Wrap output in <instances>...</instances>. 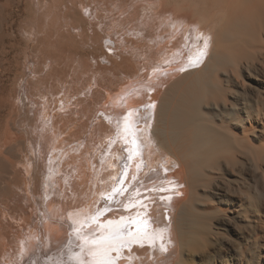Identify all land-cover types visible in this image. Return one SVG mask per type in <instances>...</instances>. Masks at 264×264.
Segmentation results:
<instances>
[{"label": "bare ground", "instance_id": "1", "mask_svg": "<svg viewBox=\"0 0 264 264\" xmlns=\"http://www.w3.org/2000/svg\"><path fill=\"white\" fill-rule=\"evenodd\" d=\"M106 1L0 0V264H264V0ZM97 9L110 32L162 39L143 77L116 61L118 80L107 77L103 46L82 51ZM198 34L206 55L190 64ZM162 69L178 81L159 97ZM90 99L111 127L94 129L108 145L99 163L77 135ZM138 220L151 237L143 246ZM108 221L126 226L130 249L102 242Z\"/></svg>", "mask_w": 264, "mask_h": 264}, {"label": "rangeland", "instance_id": "2", "mask_svg": "<svg viewBox=\"0 0 264 264\" xmlns=\"http://www.w3.org/2000/svg\"><path fill=\"white\" fill-rule=\"evenodd\" d=\"M81 1L84 2L85 6H90L89 4H91L90 2L92 0H81ZM109 1H111V0H107L105 4L106 5L109 4ZM170 1H171V5L175 1L176 3H174L173 6H176L177 4L178 5L180 4L179 2L181 0L180 1L179 0L178 1L170 0ZM182 2L183 3L187 2L186 4H188V5L192 4L191 3L192 1H190V0L189 1L185 0V1H182ZM69 5L72 8V7H74L75 3L74 4H69ZM95 6L97 7V5H95ZM103 7L104 6H102L101 8H103ZM86 23H87V26L84 29V34H85L84 40H81V41L79 40L78 41V45L80 46L82 51L84 50V53L86 52L87 54L90 51L88 49H92L94 45H100L101 44L103 46V48L105 50V53H106V56H104L102 58H99L98 62L100 63V65L106 66L107 69H109V68H112V69L111 70L109 69L110 71L107 70V69H101L99 73H101V74H103V75H105L107 77H112V75L116 74L117 72H118L117 75H120L119 73H121V72L118 71L116 63L118 64V67L119 66H121L123 68L125 67V71H127V70L129 71L130 70L129 72L127 71L128 74H130V72L134 74V75L130 74V78L132 77V79H136V78H139V77H143V75L146 73V69H145V66H146L145 64L146 63L144 62V59L146 60V57H148L149 55H151L150 53L155 51V47L157 45V42L158 43L160 42L159 44L162 45V39L161 38H159V37H157V38L155 37V39L152 38L153 37V33L151 34V36L148 35L147 37H143L141 34L133 35L130 32L117 33L116 29H113V32H110L111 25H110V21L108 20L107 11H102V10L100 11L99 9H97V11H95L93 16H90L89 19L88 18L86 19ZM87 28H88V30H87ZM99 35L100 36L101 35H105V37L102 40V42L95 43V39ZM108 35L112 38V40L108 39ZM124 40L126 42H128V43L124 42ZM112 42H114V43L112 44ZM168 45L170 46V43H168L167 46ZM155 56L157 57V55H155ZM155 56H153V57H155ZM85 57L88 59V61H85L86 60ZM85 57L82 58L84 62L90 63L91 65H95V61L93 59H91L90 57L88 58L87 55ZM112 61L113 62L116 61V63L114 62V64H113ZM123 68H120V69H123ZM126 68H129V69H126ZM164 69H166V68H164ZM70 70H71V68L69 67V71ZM163 71L164 70L162 69L160 76L162 78H164V79L165 78H168V79L166 80V84L164 83V86L162 85V86L159 87V97L162 95V93L168 92L173 87V85L178 81V79L176 77H174V76H172V78L169 79V77L171 76L173 71L172 72L171 71H167L166 74H165L166 71H164V72ZM167 76H169V77H167ZM112 78L115 79V80H118V78H116V77H112ZM246 81L247 80H245V82ZM100 83L101 84L99 86H94L93 87L94 90H95L93 99H96L97 103H102V102L105 101V100H103V96H102V94L105 93V89H104V86H103L102 82H100ZM89 102L91 104L90 108H87L85 110V112L80 116L81 117L82 128L79 130V133L77 135L78 136L80 135V136L84 137V141H86L87 144H88L86 146L83 158H85L86 160L88 159L90 163H93L94 161L99 163L104 158V155L106 154V149L108 148V145L105 144V142H103L102 145H101V143L99 141L100 137H99L98 133L94 132V129H95L96 125L101 120L106 125V128L103 131L109 132L111 130V127H110L109 121L104 119V117L99 112H96L94 110V106H95V108L98 107L97 103H94V101L92 99H90ZM106 140H107V138H105V141ZM75 145H76V143H73L69 147H74ZM20 154L23 155V157H24L23 152L20 153ZM165 159L168 160L169 157H166ZM171 160L174 161L173 158H170L169 162H167V165L169 164V168L174 170V169H176V167H174L173 164L171 165ZM154 163H155V166H157V168H159L158 166L160 165L159 163H161V162L159 161V163L157 164L156 160H155ZM38 176L39 175L37 174L35 179L37 180L36 182L38 184H40V179H39L40 176L39 177ZM73 181H77V180L75 179ZM138 182H139V184H141L143 182V179L142 180L140 179V181H138ZM38 184H36V185H38ZM260 184H262L261 187H263L262 181L260 182ZM38 187H40V185ZM22 193L25 194V192L21 191L20 194L23 195ZM21 202H23V200H21ZM24 204H25V206H24ZM33 204L34 203L32 201L31 202H27L24 199V203L23 204L21 203V206L22 205L24 206V208L22 206L23 210H25V209L27 210V209L30 208L31 211H35V207L36 206H35V204L34 205ZM27 206H30V207H27ZM29 210H27V212ZM30 212H29V215H30ZM32 215L34 217L33 213H32ZM230 234L231 233H226V235L227 236L229 235L230 238H231V236H232V238H234V236L232 234L231 235ZM57 243H58V245H57ZM50 245H51V247H50ZM54 245H55V247H54ZM56 245H57V247H56ZM60 246L61 245H60V241L59 240L56 241V244H55V241H53L51 244L47 243V245L45 247H43V249L45 248L43 251H44L45 254L48 253L50 256H51V254H52V256L53 255L55 256L56 254L59 253ZM46 248H47V250H46ZM44 253H42V255H45ZM48 254H47L48 258H46V259H49V257H50ZM25 263H27V262H25ZM28 264H29V262H28Z\"/></svg>", "mask_w": 264, "mask_h": 264}, {"label": "snow or ice", "instance_id": "3", "mask_svg": "<svg viewBox=\"0 0 264 264\" xmlns=\"http://www.w3.org/2000/svg\"><path fill=\"white\" fill-rule=\"evenodd\" d=\"M198 40H202L203 41V45L201 46H197V55L195 57L189 56V63L190 64H195V63H199L201 61V59L206 55V49L208 47V41L207 38L203 37L202 34H198ZM151 107H154V105H152ZM129 116H131V113H129ZM133 127L134 125L132 123H128L125 125V133L127 134L128 132H132L133 131ZM128 143H131L133 145L136 144V139H135V135L133 133V137L131 139V141H127ZM139 152L138 148H133L129 150V159L132 158L133 155L137 154ZM135 179V177H134ZM152 191H164V189H151ZM120 191V189L118 188H114L113 189V193ZM143 206V205H142ZM146 207V206H145ZM95 219V218H93ZM123 219V218H122ZM134 223L137 224V234H138V238L136 240V243L141 244V246H143V240L144 239H151V237L149 236L147 229H146V225H147V220H138V221H134ZM108 235L103 237V243L107 244V243H111L113 240H118L120 241L119 243L116 244L114 249H110V251H121L123 248H131L132 246V241L128 238H126L123 233L125 231L126 226H121L119 228L114 227V222L113 221H108ZM127 237H131V233L128 232L127 233ZM95 243V241H94ZM102 264H115L114 259L111 257H108L107 255H105Z\"/></svg>", "mask_w": 264, "mask_h": 264}]
</instances>
